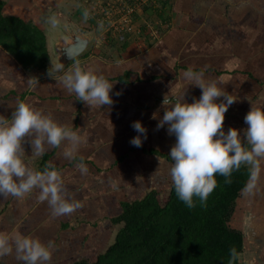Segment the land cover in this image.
I'll use <instances>...</instances> for the list:
<instances>
[{"label": "crops", "instance_id": "crops-1", "mask_svg": "<svg viewBox=\"0 0 264 264\" xmlns=\"http://www.w3.org/2000/svg\"><path fill=\"white\" fill-rule=\"evenodd\" d=\"M144 3L131 14L125 12V7L124 11L113 8L110 14L115 29L124 20L132 31L140 34V42L112 47L110 51H114L109 58L104 50L106 45L94 36L93 54L89 52L67 63V68L64 66L68 71L79 61L83 69L110 79L123 71L132 72L128 84L107 79L113 84L111 106L92 108L78 103L75 94H69L55 76L39 78V84L33 88L27 83L30 78L27 71L0 51V115L10 119L16 104L23 101L50 114L56 122L70 125L86 139L76 159L71 161L63 157V146L49 148L43 156L33 158L30 145H23L25 163L36 171L54 165L71 197L82 204L71 215L54 217L48 203L39 200V189L22 198L0 196V232H18L50 245V264H70L93 256V244L105 235L110 226L106 219L118 209L127 185L138 187L133 173L145 171L143 191L152 186L163 187L171 179L168 163L143 155L130 141L139 135L142 146L138 148L170 154L175 136L168 134V125L157 129L165 110L164 96L174 99L185 88V102L192 103L201 96V89L188 85L183 72L189 68L203 71L206 80L218 81L237 100L225 113V133L230 127L239 132L247 128V125L244 129L239 127L237 121L244 118L251 106L264 109V0H144ZM46 42L45 37L48 51ZM216 102H223V97ZM135 121L145 127L146 139L132 127ZM122 156L126 157L113 165ZM81 157L88 169L83 175L76 168ZM260 164L257 187L251 194L242 191L236 199L250 213L244 220L251 218L250 223L243 221L242 231L238 229L242 237L244 232L261 236L264 228V160ZM249 171L251 175L250 166ZM111 240L110 235L104 238L106 244ZM0 264L21 262L13 254L0 258Z\"/></svg>", "mask_w": 264, "mask_h": 264}, {"label": "clouds", "instance_id": "clouds-1", "mask_svg": "<svg viewBox=\"0 0 264 264\" xmlns=\"http://www.w3.org/2000/svg\"><path fill=\"white\" fill-rule=\"evenodd\" d=\"M89 18L90 13L84 10L83 19L87 21ZM45 23L52 29L60 27L55 15L47 17ZM99 30H105L103 21L99 22ZM58 73L62 75L56 76ZM48 76L52 79L55 76L69 94H75L77 100L88 107L113 104L110 96L113 84L103 75L83 69L79 61L68 71L64 70L63 63H56L49 68ZM182 77L188 85L201 89L200 98L192 103L185 102L186 88L174 99L164 96L162 107L165 110L157 124V129L168 125V134L175 136L169 154L172 163L168 166V175L178 198L190 209L196 206L194 197L204 205L217 187L216 175L225 177V183L230 184L232 172L239 170L241 165L250 166V180L243 193L251 194L257 187L260 162L264 160V109L251 106L244 116L247 128L243 139L235 128L230 127L225 133V113L237 100L221 88L218 81L206 80L203 71L189 68ZM27 83L35 88L39 81L30 77ZM220 97L223 102L217 103ZM132 127L147 138L141 122H133ZM85 142L86 139L70 125L56 122L50 114L26 102H18L10 119L0 115V196L22 198L39 189V200L48 203L54 217L71 215L82 204L71 197L54 165L48 164L43 171L27 165L23 159V145H30L33 158L43 156L49 148L63 146V157L71 161L76 159ZM130 143L135 147L142 146L141 137H133ZM76 168L82 175L88 172L82 157ZM13 254L21 264H50L52 258L50 245L18 232H0V258ZM230 256L229 264L239 257L234 247L230 249Z\"/></svg>", "mask_w": 264, "mask_h": 264}, {"label": "trees", "instance_id": "trees-1", "mask_svg": "<svg viewBox=\"0 0 264 264\" xmlns=\"http://www.w3.org/2000/svg\"><path fill=\"white\" fill-rule=\"evenodd\" d=\"M3 6L0 0V51L24 71L42 70L48 75L49 56L43 31L30 21L4 14ZM85 55L84 52L73 61ZM132 75L123 71L117 77L106 79L128 84ZM237 123L242 129L246 127L243 117ZM243 132L240 131L242 139ZM134 148L143 155L172 163L167 153L153 148ZM124 157L117 158L113 165ZM133 174L138 187L127 185L118 209L106 219L110 226L105 235L102 233V240L93 244V256L70 264H229L230 249L234 247L240 255L242 233L232 228L229 221L234 203L249 178V167L241 165L239 170H234L230 184L225 183V177L216 175L217 187L206 203L201 205L194 197L196 206L191 209L178 198L171 179L163 187L152 186L143 191L145 171ZM137 174L141 181L137 180ZM109 235L112 240L106 244L104 238ZM232 264H240L239 257Z\"/></svg>", "mask_w": 264, "mask_h": 264}, {"label": "rangeland", "instance_id": "rangeland-1", "mask_svg": "<svg viewBox=\"0 0 264 264\" xmlns=\"http://www.w3.org/2000/svg\"><path fill=\"white\" fill-rule=\"evenodd\" d=\"M2 1L4 3V14L20 17L26 21L32 22L34 25L43 29L48 45H50L53 36L59 34V29H61V26L63 24L71 26L76 33L79 32L89 35L87 45L82 52H85L86 54L91 52V49L93 48L94 36H96V39L98 38L99 41L102 42V45H106L104 46V48L106 47L104 50L108 52V54L106 55L109 58H111L109 55L114 51H110V49H113L112 47H115L117 45V47L122 48L121 43L125 44V47L127 43L132 44L141 41V36L139 33L135 32L136 30H125V23L120 24L118 28L116 26L117 29H115V24H112L113 20H110V14H112V10L114 8L110 0H100L99 3H94L92 0H87L85 2H83L82 0ZM84 10H88V12L90 13V18L87 21L83 19ZM52 15H55L60 21V27L58 29H52L50 25L45 23L46 18ZM100 21H103L104 23L105 30L103 31L99 30ZM128 27L131 28L130 25H128ZM148 38L150 39V37ZM48 45L47 48H49ZM47 52L48 55L50 54V60L47 64V70H49V68H51V66L53 65L54 60L52 59L53 57L51 56L49 49ZM100 53H102V51H100ZM91 54H93V52H91ZM65 67L64 69H66L68 66L66 68ZM27 74L29 77H36L37 79L45 77L46 75V73H44L42 70H29L27 71ZM246 166L249 167V165ZM248 212L249 211H247L246 206L243 205V207H241V202H239V200L236 201L234 203V209L229 221V225L237 230L241 228L242 231L243 221H246L247 223L251 222L250 217H247L244 220V216L248 214ZM248 215H250V213ZM244 233L245 234L243 236L242 250L239 255L240 264H264V258L262 256L264 254V228L261 229V236L258 237H254L253 235L249 236L246 235V232Z\"/></svg>", "mask_w": 264, "mask_h": 264}, {"label": "water", "instance_id": "water-1", "mask_svg": "<svg viewBox=\"0 0 264 264\" xmlns=\"http://www.w3.org/2000/svg\"><path fill=\"white\" fill-rule=\"evenodd\" d=\"M67 26L68 27H65V24H63L61 29H59V34L53 36L50 45L47 44L51 56L53 57L52 59L54 60L53 65L56 63H63L65 66L67 63L80 56L89 40L88 34L76 33L71 26Z\"/></svg>", "mask_w": 264, "mask_h": 264}, {"label": "built area", "instance_id": "built-area-1", "mask_svg": "<svg viewBox=\"0 0 264 264\" xmlns=\"http://www.w3.org/2000/svg\"><path fill=\"white\" fill-rule=\"evenodd\" d=\"M112 6H114V9H119L124 11L125 7V12L127 14H131L134 10L140 9L142 6H144V0H111ZM125 23V21H122L120 24ZM131 28L128 27V25L125 26V30H129Z\"/></svg>", "mask_w": 264, "mask_h": 264}]
</instances>
